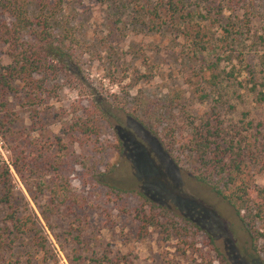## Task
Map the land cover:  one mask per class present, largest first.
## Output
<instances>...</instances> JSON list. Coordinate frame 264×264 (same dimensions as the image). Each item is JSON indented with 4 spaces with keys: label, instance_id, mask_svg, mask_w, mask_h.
Instances as JSON below:
<instances>
[{
    "label": "rangeland",
    "instance_id": "1",
    "mask_svg": "<svg viewBox=\"0 0 264 264\" xmlns=\"http://www.w3.org/2000/svg\"><path fill=\"white\" fill-rule=\"evenodd\" d=\"M189 1L200 3L199 14L203 2ZM242 1L228 2L226 21L244 17ZM129 2L130 8L115 10L100 0H69L71 25L82 45L75 69L79 78L70 73L61 80L58 97L46 100L39 118L33 119L22 98L12 99L16 123L11 135L0 133V166L11 170L20 214L34 220L47 239V253L41 247L31 250L34 264H222L203 237L193 245L153 228L142 232L137 219L142 201L111 185L144 191L191 217L214 236L232 264H263L264 254L250 248L230 204L201 184L187 164L177 165L161 138L129 111L142 99L143 111L147 106L165 109L174 98L167 115L188 132L222 103L230 110L222 109L229 121H253L245 132L252 148L249 168L255 183L264 188V102L257 100L247 82L248 65L258 71L264 66V42L259 38L264 35V0H247L252 28L240 32L235 56L221 65L225 70L236 65L239 74L235 82L221 83L222 99L210 83L204 85L210 98H201L195 89L201 88V78L209 77L201 73L202 61L213 62L220 53V28L210 26L213 44L201 53L181 30L148 12L157 0ZM133 5L143 16L133 12ZM195 18L208 22L200 15ZM97 106L106 113L101 133L86 139L71 126L77 115L86 119L96 114ZM152 115L158 120L164 116ZM52 186L65 200L54 210L49 209ZM5 215L6 209L0 207V227L7 225ZM27 257L22 253L5 260L21 264Z\"/></svg>",
    "mask_w": 264,
    "mask_h": 264
},
{
    "label": "trees",
    "instance_id": "2",
    "mask_svg": "<svg viewBox=\"0 0 264 264\" xmlns=\"http://www.w3.org/2000/svg\"><path fill=\"white\" fill-rule=\"evenodd\" d=\"M68 1L0 0V133L3 137L12 134L16 123L12 106L14 97L23 99L21 104L33 113V119L39 118L46 108V100L58 97L62 88L60 81L70 73L79 78L75 69L79 68L82 45L74 25H71ZM157 1L148 12L155 20L164 17L172 27L181 30L198 52L208 51L213 44V29L210 26L217 25L220 28V53L213 62L209 63L206 59L202 61L201 73L203 76L209 74V77L201 78L199 86L202 89L198 86L195 89L201 98H210V93L204 89V85L210 83L222 99L219 92L221 83L235 82L239 78L236 65L230 70L222 69L221 65L235 56L234 46L240 32L251 31L253 19L248 8L249 2H241L240 12H244V17L240 21H226L225 12L230 0H199L204 4L199 14H196V8L200 3H190L189 0ZM100 2L110 4V8L115 10L130 8L129 0ZM133 12L143 16L142 11L134 5ZM199 15L208 22H198L195 16L198 18ZM259 38L264 42V35ZM248 68L250 90L259 102H264V66L261 71L253 65H248ZM95 103L98 105L99 100ZM144 103L145 99L140 100L129 114L161 138L165 150L177 165L187 164L201 184L230 204L242 224L250 248L264 254V188L255 183L251 174L249 157L252 148L245 133L252 128L253 121H229L223 116L222 109L225 112L230 110L220 103L215 104L207 121L183 132L179 122L167 115L168 110L175 105L174 98L165 109L147 106L143 111L141 106ZM94 112L96 114L90 113L86 119L77 115L72 130L86 135V139H91L93 135L99 136L101 120L106 113L101 106L95 107ZM154 113L166 114L158 120L153 118ZM247 116L248 113H244V119ZM160 125L163 129L158 128ZM111 186L116 192H132L142 201V208L137 214L142 232L153 228L168 236L185 238L193 245L199 237H203L209 250L219 257L222 264H232L217 246L214 236L191 217L155 201L144 191ZM49 188V209H59L65 200L59 196L56 187ZM0 207L6 209L7 224L0 227V264H9L5 260L7 256L22 253L28 257L21 264H34L31 250L41 247L47 253V239L34 220L20 214L15 184L8 166H0ZM44 216L46 220L49 219L45 212Z\"/></svg>",
    "mask_w": 264,
    "mask_h": 264
}]
</instances>
